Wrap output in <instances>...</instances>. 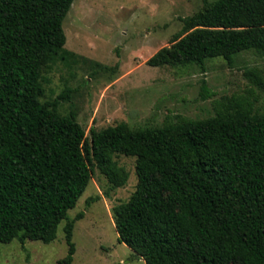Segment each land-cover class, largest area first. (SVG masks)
Listing matches in <instances>:
<instances>
[{
    "label": "trees",
    "instance_id": "trees-1",
    "mask_svg": "<svg viewBox=\"0 0 264 264\" xmlns=\"http://www.w3.org/2000/svg\"><path fill=\"white\" fill-rule=\"evenodd\" d=\"M73 1L0 0V243L49 244L65 221L67 254L57 264H72L83 213L67 212L95 169L110 190L124 187L129 175L115 160L124 156L134 157L137 183L112 208L113 224L144 264H264V110H235L224 96L210 118L143 129L121 122L87 140L72 111L58 113L68 95L40 101L42 69L77 59L62 28ZM181 23L148 66L204 72L211 58L230 66L243 51L264 58V0H204ZM244 75L264 91L259 71ZM200 96H214L204 80Z\"/></svg>",
    "mask_w": 264,
    "mask_h": 264
},
{
    "label": "rangeland",
    "instance_id": "rangeland-1",
    "mask_svg": "<svg viewBox=\"0 0 264 264\" xmlns=\"http://www.w3.org/2000/svg\"><path fill=\"white\" fill-rule=\"evenodd\" d=\"M203 1L74 0L62 28L64 49L77 59L42 69L40 101L68 95L59 103L58 113L68 116L72 111L87 140L121 122L131 129H143L176 123L179 117L210 118L214 101L224 96L231 98L235 110H264V91L244 75L253 69L264 79V58L251 51L236 55L231 66L221 57L207 59L204 72L195 64H146L158 50L170 46L182 27L181 20L197 12ZM202 80L213 97L202 100ZM115 160L129 175L125 186L110 190L95 169L76 206L67 212L69 220L83 213L74 223L72 264H144L117 240L112 208L129 199L137 180L134 157L117 156ZM64 225L65 221L59 224L49 244L0 243V264H57L67 254Z\"/></svg>",
    "mask_w": 264,
    "mask_h": 264
}]
</instances>
